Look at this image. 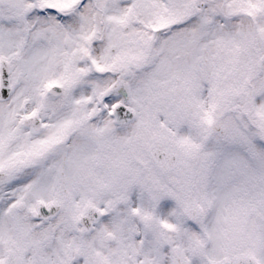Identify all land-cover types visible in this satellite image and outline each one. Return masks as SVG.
Instances as JSON below:
<instances>
[{"label":"snow or ice","instance_id":"6c2138e0","mask_svg":"<svg viewBox=\"0 0 264 264\" xmlns=\"http://www.w3.org/2000/svg\"><path fill=\"white\" fill-rule=\"evenodd\" d=\"M0 264H264V0H0Z\"/></svg>","mask_w":264,"mask_h":264}]
</instances>
